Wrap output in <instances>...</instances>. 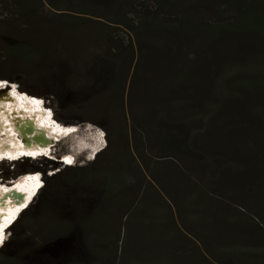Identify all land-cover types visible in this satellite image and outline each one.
Here are the masks:
<instances>
[{"label": "trees", "instance_id": "1", "mask_svg": "<svg viewBox=\"0 0 264 264\" xmlns=\"http://www.w3.org/2000/svg\"><path fill=\"white\" fill-rule=\"evenodd\" d=\"M130 1L100 0L99 14L96 16L110 22L109 26L113 28L112 25L115 24L131 28L122 9ZM200 1L206 18H190L183 11L173 17H164V6L162 10L153 12L146 7L137 10L134 5L137 42L146 45L153 43L151 50L154 49L152 53L158 63L155 74L145 75L146 63L140 60L137 64L133 51L130 52L131 46L122 47L113 41L107 47L98 49L86 36L90 43L85 47L84 36L81 35L76 22L63 19L66 15L57 18L41 13L40 6L43 5V0H14V12L18 17L26 18L27 24L24 27L18 24L1 48L7 60H15L24 68L36 71L43 69L47 70V73L56 75L51 77L54 81L52 85L54 89L62 80H76L77 89L90 94L95 106L104 110L112 108L116 114L122 111L123 100L136 98L138 92L143 96L144 112H151V115L162 108L168 109L171 118L189 115L194 110L207 112L211 119L207 124L205 136L215 137L219 133L224 138L218 150L213 151L217 159L220 156L219 160L222 164L219 168L220 176L229 178L236 186L252 189V200L259 203L264 214V0ZM47 3L57 11L62 10L50 0H47ZM120 3L123 7L120 9L119 6L117 15L111 17L114 8ZM69 23L77 31H69L67 28ZM115 28L120 27L115 26ZM8 29L5 24L2 25L0 19V36ZM183 47L187 51H181ZM82 67L85 74H77ZM73 68H78V71L75 72ZM196 76V85L204 90L205 94L202 102L195 101L193 109L188 110L185 107L186 102L182 104L180 93L183 90L185 93H190L188 86L193 84H189V78L196 79ZM0 78L7 79L10 83L16 82L18 86L21 84L20 80L4 75L2 68H0ZM57 92L55 89L41 96L46 102L52 100ZM220 92L223 93L219 94ZM211 94L220 97L221 102L235 103L231 117L226 115L225 110L219 109L215 113L211 111L208 102H215ZM144 114L146 118L140 117L138 125L132 128L134 138L141 134L142 129L149 128L152 124L149 114ZM221 115L225 117L224 120L220 119ZM55 116L58 119L57 115ZM83 122L89 123L88 120ZM63 123L70 122L63 121ZM99 126L105 129L103 125L99 124ZM161 132L162 130L153 133V138L158 139ZM134 144V151L130 152L132 155L117 150L105 155L106 151H102L106 146L95 153L92 168H86V172L96 170L92 173L96 175L92 178V183L89 179L85 182L87 187L90 184L88 188L95 187L91 193L95 196V203L89 207L88 215L86 217L80 215L74 224V227L78 226L87 242L82 252L84 254L92 249L94 253L100 255L99 248L104 244L105 234L104 230L100 231L96 226L100 222L99 213L102 211L105 215L107 212L114 213L116 210L112 209L115 203L119 204L118 210L121 215L127 204L132 201L130 194L137 186L139 177L131 173L130 157L134 155L144 166L146 165L144 155L138 151L137 143ZM111 154L116 157L115 161L108 157ZM233 159H238L239 164L236 166L227 164ZM42 161H45V167L48 166V169L60 171L58 167L60 164L45 156L22 159L13 163L1 162L0 169L5 167L9 170V167L13 166L14 171L6 177L7 180H13L23 173L21 171L24 165L34 166L38 170L43 169L39 167L40 164L44 165ZM84 169L82 167L80 170ZM48 180L49 178L46 177V181ZM169 180L172 178L167 176L162 179L163 183L159 184L163 186L169 183ZM140 186L143 188L142 184ZM44 187L45 184L43 186L42 183L40 189ZM96 188L99 195H96L98 193ZM147 202L145 194L137 201L135 210L142 214L140 216L134 212H126L123 227L126 226L127 229L131 222L134 223V238L133 241L131 237L127 240L128 232L122 231V235L121 232L119 233V238L115 242L116 247L112 251L113 258L115 256L113 262H116L118 253H121L117 247L118 243H121L124 247L121 249L120 264H214L212 258L220 264H223L226 258H230L233 264H264V246L254 242L245 243L241 237H235L234 243L228 245H204V251L200 252L195 245L187 243L188 238H178L177 230L173 231V223L172 229L170 228L169 218L166 217L167 215L162 216L163 211L166 212V207L162 204L152 201L154 212L148 218V211L140 206L141 204L147 206ZM176 208L175 204L172 206L169 204L167 212L176 213ZM139 220L146 227L145 232L141 234L145 242H142L139 235ZM215 221L216 226L222 223L221 228L224 230H231L233 227L231 223L224 224L223 216H217ZM74 227L70 226L71 233H65L64 230L62 235L68 239V242L72 241V246L75 247L76 240L72 234ZM217 230L213 229L212 232L216 233ZM169 236L173 237L171 242L168 241ZM8 242L9 238L0 247V262L5 257ZM127 243H130L129 248ZM140 243L144 244V248H141ZM85 258L86 264H95L91 263L87 256ZM83 259L84 257L81 258V262H84ZM77 262L71 264H80V261Z\"/></svg>", "mask_w": 264, "mask_h": 264}, {"label": "rangeland", "instance_id": "2", "mask_svg": "<svg viewBox=\"0 0 264 264\" xmlns=\"http://www.w3.org/2000/svg\"><path fill=\"white\" fill-rule=\"evenodd\" d=\"M43 1V5L40 6L43 15L57 18L66 15L63 19H70L77 23V28L84 36L85 47L90 43L86 36L98 49L107 47L113 41L122 47L131 46L130 52L133 51L134 60L137 59V64L140 60L146 63L145 75L155 74L156 68L158 70V63L155 55H153L154 49L151 50L153 43H150L149 46L137 42L134 5H136V9L146 7L147 10L153 12L162 10V6H164V17H173L183 11L190 18H206L200 0H131L124 8L121 5L123 2L118 4L111 16L117 15V8L120 6V9H124V14L127 16L126 21L131 28L119 24L112 25L113 28L109 26L110 22L96 16L99 14L100 0H50L53 5L62 9L59 11L51 7L47 0ZM134 1L136 2L134 3ZM0 7L2 25L5 24L10 29L3 31L0 36V68H2L4 75L21 81L20 86L16 82L12 83L16 85V89L19 91L25 90L24 93L28 95L33 92L42 99L53 114L54 125L74 126L76 129L61 137L50 149L43 150L53 151L57 160H61V157L66 154L73 155L75 157L74 165L68 166L67 163L55 160L60 164L58 166L60 171L48 169V166L45 167V161H42L44 165H39L40 168H43L41 170L26 165L22 168L21 172L23 173L29 171L26 174L21 173L23 175L42 173L41 183L43 186L45 184V187L39 190L31 206L10 227L5 257L0 264H20V262L23 264H71L76 261H80V264H86L85 256L89 258L91 263L95 264H120L122 263L121 249L124 246L118 243L117 247L121 253H118L116 262H113L115 256L113 258L112 251L116 247L115 242L118 240L120 232L122 235V231L128 232L127 240L131 237L133 241L135 225L131 222L126 229V226L123 227L125 224L123 220L128 211L139 216L142 215L140 212H136L135 205L141 195L144 194L147 197V206L142 204L140 206L148 211V218L154 212L152 201L162 204L166 207V212L163 211L162 216L167 215L170 228L172 229L173 223V231L177 230L178 238H188L187 243L195 245L200 252L204 251V245L232 244L235 237H241V240L248 244L254 242L264 246V214L258 205L259 203L252 200V189L236 186L229 178H222L219 174V168L222 166L219 160L220 156L217 159L213 151L218 150L217 148L224 138L219 133L215 137L205 136L207 124L211 119L207 112L194 110L189 115L175 116L172 119L168 109L162 108L159 109V112L151 115V112H144L143 96L141 92H138L136 98H125L122 111L120 114H116L112 108L104 110L95 106L90 99V94L77 89L76 80H62L61 83L55 85L58 92L52 100L46 101L48 105L41 94L55 90L52 86L54 81L51 77H56V75H52L51 72L47 73V70L43 69L36 71L24 68L17 61H10L5 58L1 45L10 37L11 31L18 24L24 27L27 24V19L16 15L14 0H0ZM88 13H95V16ZM115 26L120 28H115ZM67 28L69 31H77L71 23ZM181 51L185 52L187 49L183 47ZM73 70L76 72L78 68H73ZM141 70L139 66V71L141 72ZM77 74L84 75V67L80 68ZM4 80L9 82L7 79ZM196 80L197 76L196 79L189 78V84H193V86H188L190 93H185L184 90L180 93L182 104L184 105L186 102L185 107L188 110L193 109L195 101L202 102L205 94V91L196 85ZM152 88H155L154 83ZM211 95L215 101L208 102L211 111L215 113L219 109L225 110L226 115L231 117L235 103L233 101L221 102L222 100H219L220 97L216 94ZM144 113L149 114V120L152 121V124L149 128L142 129L141 134L134 138L132 128L138 125V120H141L140 117L146 118ZM220 119L224 120L225 117L221 115ZM84 120H88L89 123L83 122ZM63 121L70 123L64 124ZM99 124L103 125L105 129ZM160 130H162L160 137L158 139L153 138V133ZM101 133H103L102 137ZM165 133H169V135L164 136ZM135 142L138 151L144 155L146 165L144 166L136 156L130 157L131 166L129 168L131 173H135L139 177V181L136 182L137 186L132 189L130 194L132 201L127 204L121 215L118 210L119 204L116 205L115 203L112 209L116 210L114 213L107 212V215L103 211L99 213L100 222L96 226L98 230H104L105 234L104 244L99 248L100 255L94 253L91 248L89 253L84 254L82 252H84L87 242H85L80 229L77 228L78 226L74 227V224L80 215L86 217L89 213V207L95 203V196L91 195L95 187L88 188L90 184L87 187L85 182L89 179L92 183V178L96 177L92 173L96 170L92 169L86 172V168H92L95 153L106 146V149L102 151H106L105 155L116 150L132 155ZM113 154L108 157L115 161L116 157ZM16 157L14 155V158ZM26 157L18 160L29 159L30 156ZM1 162L13 163L7 160ZM227 164L236 166L239 161L233 159ZM82 167L85 169L80 170ZM11 171H14L13 166H10L9 170L5 167L0 169V182L4 184L16 182V179H6ZM167 176H170L172 180L161 186L162 179ZM46 177L49 178L48 181H46ZM141 184L143 188L140 186ZM96 191L98 192L96 195H99L98 188ZM169 204L171 206L175 204L177 207L175 214L167 212V205ZM217 216H223L225 225L231 223L233 225L231 230L221 228L222 223L216 226L215 219ZM70 226L74 227L72 234L76 240L75 247L72 246V241L68 242V239L62 235L64 230H66L65 233H71ZM213 229L218 230L213 233ZM138 230L142 242H145L143 241L144 236L141 234L145 232L146 227L140 223V220ZM55 232L56 234H54ZM172 240L173 237L169 236L168 241L171 242ZM127 246L129 248L130 243H127ZM140 246L144 248L143 243H140ZM82 257H84V262H81ZM211 261L214 264H220L213 258ZM233 263L230 258L223 260V264Z\"/></svg>", "mask_w": 264, "mask_h": 264}, {"label": "bare ground", "instance_id": "3", "mask_svg": "<svg viewBox=\"0 0 264 264\" xmlns=\"http://www.w3.org/2000/svg\"><path fill=\"white\" fill-rule=\"evenodd\" d=\"M3 80V79H0ZM8 89V88H7ZM6 89V90H7ZM14 92V91H13ZM24 93L25 91H20ZM2 94V98H0V120L4 119L6 122L5 125L0 121V149L1 150H9L10 145L12 144V148L10 149L11 152L19 150L20 148H16L19 146L18 141L21 140L23 143L22 137H20L19 133V126L22 129H28L27 127L31 122L27 121V119H31L35 122V125L39 127L40 129H43L46 131V135L49 137L51 141L50 143H47L46 145H35L34 147H31L30 149L26 147L23 143V146L21 147L22 150H47L50 149L52 145L58 140L61 139L64 135L74 131L70 126H64V125H54L52 122L47 121L43 116L35 113V108L32 106V104H26L24 107L22 97L15 95H9L6 93H3V91H0ZM29 95L38 97L37 95L33 94V92L29 93ZM36 116V117H35ZM8 124V126H7ZM34 126V132L38 133L41 132V130H38V128ZM74 127V126H73ZM74 133V132H73ZM5 135V138L2 136ZM19 136V137H18ZM102 137V136H101ZM64 139V138H63ZM104 140V139H103ZM103 145V144H102ZM17 156L19 153H16ZM24 156L19 155V158H25L27 154H24ZM30 156V155H28ZM83 156V155H82ZM27 158V157H26ZM29 159H32L31 157H28ZM65 158H70L72 161H75V157L73 155L66 154L63 157V162H65ZM78 158V157H77ZM3 160H9V157L3 158ZM71 163V165L73 164ZM66 163V162H65ZM68 164V163H67ZM69 165V164H68ZM29 171L23 173L26 174ZM40 173V172H38ZM21 174V175H23ZM16 179V182L4 184L0 182V227L1 224L6 221V219L10 218L16 211H18L19 208H22L25 206L28 201L30 200L32 194L34 191L36 192L33 196L32 200L28 203L26 209L33 203L36 195L39 193V190L41 187H38L39 184L42 185L41 179L38 177H28L27 179L18 180L19 177L14 178ZM39 179V181H38ZM17 191L18 193H22V197H19V201H13V197L10 195V191ZM31 192V193H30ZM9 203V207H5L4 204ZM24 209L17 219L12 223L11 226H13L18 219L20 218L21 214L26 210ZM8 233H9V229ZM6 233V232H5ZM8 240V237L6 238ZM6 242V241H5Z\"/></svg>", "mask_w": 264, "mask_h": 264}, {"label": "water", "instance_id": "4", "mask_svg": "<svg viewBox=\"0 0 264 264\" xmlns=\"http://www.w3.org/2000/svg\"><path fill=\"white\" fill-rule=\"evenodd\" d=\"M2 94L0 93V98H2ZM27 121L31 122L29 126L27 127L28 129H22L19 128V133L23 139V143L26 147L31 148L34 147L35 145H46L47 143H50L51 141L49 137L46 135V131L43 129H40L35 125V122L31 119H27ZM34 126L38 128V130H41V132H34ZM10 195L13 197L14 200L19 201V197H22V193H18L17 191H10Z\"/></svg>", "mask_w": 264, "mask_h": 264}, {"label": "snow or ice", "instance_id": "5", "mask_svg": "<svg viewBox=\"0 0 264 264\" xmlns=\"http://www.w3.org/2000/svg\"><path fill=\"white\" fill-rule=\"evenodd\" d=\"M8 84H9L8 81H0V89L7 87ZM11 88L13 90H15L16 89V85H11ZM100 135L103 136V133H101ZM65 162L68 163V164H71L73 161L70 158H65ZM6 191H10V190H6ZM5 238H6V233L4 231V228L0 227V246H2L4 244Z\"/></svg>", "mask_w": 264, "mask_h": 264}, {"label": "clouds", "instance_id": "6", "mask_svg": "<svg viewBox=\"0 0 264 264\" xmlns=\"http://www.w3.org/2000/svg\"><path fill=\"white\" fill-rule=\"evenodd\" d=\"M5 81H6V80H5ZM46 106H47V105H46ZM58 155H59V154H58ZM74 164H75V161H74ZM74 164H73V165H74ZM64 165H66V164H64ZM68 166H69V165H68ZM37 177L40 179V178L42 177V173H38ZM36 192H37V191H36ZM32 198H33V196L30 198V200H32ZM21 212H22V211H21ZM21 212H20V213H21ZM20 213H19V214H20ZM15 216L17 217V216H19V215L16 214ZM16 219H17V218H16ZM10 227H11V226H10ZM10 227H9V228H10ZM7 237H8V230L6 231V238H7ZM5 241H7V240H5Z\"/></svg>", "mask_w": 264, "mask_h": 264}]
</instances>
